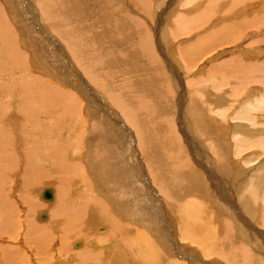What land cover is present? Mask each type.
I'll use <instances>...</instances> for the list:
<instances>
[{
    "label": "rangeland",
    "instance_id": "1",
    "mask_svg": "<svg viewBox=\"0 0 264 264\" xmlns=\"http://www.w3.org/2000/svg\"><path fill=\"white\" fill-rule=\"evenodd\" d=\"M14 1H17V8L11 4H14ZM41 1L39 4L36 0H0V9L8 20L10 19V31L13 33L10 39L11 46L7 45L9 44L8 31L6 29L3 32L0 28L2 31L0 32V135L5 130L8 133V139L11 137L13 144L18 146L15 149L12 148L17 150V157L14 154L10 157L8 153L12 150L5 149V145L0 146V192L2 191L0 200L3 208L13 211L12 216L17 215L14 219L18 220L20 225L26 224L27 207L22 203L24 201L22 197L26 198L30 205L39 204L40 208H33V213L28 216L29 226L30 230L36 229V226H42L44 230V232H36L42 236L39 243H34L36 245L26 242L22 233L23 226L19 227L20 230L18 229L11 238L1 236L0 244L7 246L9 250H15L16 254L10 256L9 252L0 253V263L6 261L14 262V264H83V257L95 250L94 252L98 255L95 257L97 259L99 257L104 264H137V261L129 262L130 254L125 255L127 257L122 254L124 251L128 253L131 249L128 243L130 235H126L123 230L117 228L111 229L107 221L99 217L95 219L96 222L92 220L94 216L88 219L93 212L90 210L91 204L97 203L96 200H102L101 206L108 213L121 216L120 222L123 229L127 225L143 230L145 235L149 233L151 237L149 235L144 237L151 239L152 247L161 256L158 264H169L167 257L171 264H189L188 260L184 261L181 258L191 256L188 252L189 248L194 250V253L196 250L193 254H197L193 258L195 263L199 259H204L207 264H210L211 260H213L211 264H264V180L256 190L259 194L256 191L253 193V190L249 191L253 193L254 199L257 198L256 193L258 194L259 201L251 203L250 209L257 210L258 212H254L259 215L254 219L248 217L246 210L249 208L245 209L239 202L245 190L244 184L250 183L253 172H259L261 168H264V147L255 144L258 139L264 138V111H250L251 122L249 118L244 120L236 117L237 113H243L240 111L244 106L251 104L253 107L254 99L264 95V77L260 76V73H264V68L250 69L238 65L242 59V52L248 54L254 51L253 55H247L246 58H254L255 63L262 58V53L264 55V42L261 41L264 39V0ZM262 3L263 5H260ZM51 5L57 7L53 8ZM50 9L55 11L50 12ZM56 9L57 13H55ZM53 12L57 16L51 19ZM51 20L56 27L52 26ZM64 23L65 25L69 23L70 26L64 27ZM231 23L233 27H230ZM62 24L66 29L62 27ZM226 24L230 27L229 29ZM0 25L4 29L1 20ZM75 34L81 35V43H83L82 49L77 53L67 46L70 40H75ZM213 36L215 38L211 41ZM163 38L167 44L165 48L161 47L165 44ZM97 43L100 45L92 49L94 45H98ZM7 46L12 47V50L10 51ZM17 47L24 53L26 59L19 60L13 56V50L19 51ZM96 50L98 51L94 52ZM147 54L154 57L150 58ZM74 55L82 56L81 64L83 63L82 65H85L83 67H86L82 73L79 70L83 68L77 67L79 63H76ZM235 58L236 61H234ZM221 64L227 67H222ZM251 73L258 75L259 78H252ZM91 77L100 79L91 81ZM106 91L107 95L111 91L117 96L124 95L123 98L131 100L132 104L135 102L143 104V110L146 111L144 113L149 112V119L151 117L153 121L155 120V123L151 121L149 124H144L142 128L144 131H142L143 137H146L140 144L137 141L134 126L117 112L116 105L107 99ZM47 94H51L50 100L46 98ZM54 96L61 97L62 102H68L69 99L71 103L72 98L75 100L80 98L82 104L85 103L83 108L86 111L81 112L82 116L76 112L74 124L80 128L77 132L79 148L82 149V153H87L85 156L89 159L80 156L69 164L63 163L62 166L60 158L51 164L53 157L50 156L52 153H49V158L44 157L39 161L28 163V170L25 173L27 166L24 164V157L20 156L34 149L31 143L37 144L36 141L40 139L38 135L41 134L42 142L46 140L50 144L48 145L52 146L51 152L55 150L54 147L62 149L61 139H58L59 136L55 137L58 131L62 139L68 137L69 143L66 142V148L68 146L71 149L73 147L71 145L75 144L67 130L71 123L64 118L65 109H61V105L59 103L57 105L56 100H52ZM98 98L101 101L98 102ZM90 104L96 105L97 109L93 105L89 107ZM255 104L256 102L254 106ZM46 107H53L54 113L46 115L38 111L40 108L45 110ZM194 108L201 113L196 114L197 111ZM45 115L48 117L46 118ZM119 115L122 116L121 119H118ZM154 117H157L156 119L163 125L158 126ZM102 118L109 121L103 123ZM85 119H88V123L84 122ZM4 121L9 124H5ZM236 123L244 126L235 130L231 129V125H238ZM40 126L44 128L41 129V133L38 131ZM29 127L31 128L27 129ZM207 128H215L218 132L223 131L226 159L232 173L227 174L225 168L221 173L222 166L218 164L216 150L214 154H212L213 150L211 153L212 148L209 149L211 139L205 137V131H202ZM17 135H19L18 138ZM151 135L155 137L156 140L153 137L155 143L151 140ZM161 135H166V138L165 136L159 138ZM233 139L252 141V144L250 146L236 145L237 141ZM20 141L23 144L18 143ZM152 143H154L153 147H150ZM44 145L47 143L45 142ZM2 151L6 152L4 155L8 158H5ZM151 158L156 165L154 162L151 163L153 161ZM7 159L9 160L5 162L4 160ZM156 171H160L161 176L164 174L161 179L163 183L169 177L168 184L175 189V198L172 199L176 207L170 212L173 213L177 223L180 224L184 208L189 210L190 203L194 207L197 206L196 210L190 209L194 218L207 216L206 220L198 222L199 225L208 224V238H213V244L204 252L201 251L203 249L201 242H198L195 236L192 237L189 234V238L179 239L180 232L174 236L180 244L189 246L186 252H182V255L179 249H167V244L174 241L171 234L173 232L171 222L161 210L155 208L152 200L156 199L152 195L149 197L151 190L166 204L164 196L158 192L157 185L154 184ZM122 173L125 175L123 176ZM69 176L71 178L74 176L77 186L71 185L73 183L68 180ZM50 187L57 191H55L56 201L54 200L53 203L41 200L39 195L44 188ZM90 197L91 201L87 200ZM92 199L96 200L92 202ZM58 201L65 207L60 212H55L59 211L58 206L54 211L50 210ZM82 212L84 214L81 217ZM133 212L138 214L139 218L134 216ZM37 213H44L49 216V219L47 217L44 221L34 219ZM72 213L78 216L76 222L73 220L75 217ZM114 219L117 220L115 217ZM88 220L91 221L90 230L82 231L80 236L73 237L71 234L76 233V223L87 224ZM58 223L60 229L56 234L57 231L52 224ZM174 226L177 230V225ZM106 232H110L112 239L105 244L101 243V240H96L97 234ZM115 234L125 237L126 240L119 243L113 239ZM34 241H36L35 238ZM75 243L79 244L78 248H74ZM147 251L143 253V259L152 254L149 249ZM75 253L78 255L75 256ZM131 255L133 257L132 252ZM87 264H100V262L94 260Z\"/></svg>",
    "mask_w": 264,
    "mask_h": 264
},
{
    "label": "bare ground",
    "instance_id": "2",
    "mask_svg": "<svg viewBox=\"0 0 264 264\" xmlns=\"http://www.w3.org/2000/svg\"><path fill=\"white\" fill-rule=\"evenodd\" d=\"M34 1V0H33ZM50 1H52V0H50ZM220 1V0H219ZM223 1V0H222ZM228 1V0H227ZM36 2H38L39 4H41V0H36ZM44 2V1H43ZM46 2H47V0H46ZM56 2V1H55ZM54 2V3H55ZM63 2V1H62ZM263 2V1H262ZM57 3V2H56ZM70 3V2H69ZM259 3H261L260 1H259ZM259 3H257L258 5H259ZM14 7H18L17 6V1H14V4L13 3H11ZM48 5V4H47ZM47 5H46V7H47ZM57 5V4H56ZM260 5H263V3L262 4H260ZM45 6V5H44ZM52 7H53V5H51ZM58 6H59V3H58ZM216 6V5H215ZM219 6V5H218ZM48 7H49V5H48ZM51 7V8H52ZM57 6H54L53 8H56ZM259 7V6H258ZM264 7V6H263ZM211 8V7H210ZM225 8V7H224ZM259 10H260V8H258ZM51 10H53V9H50V12H51ZM64 10V9H63ZM211 9H209V11H210ZM262 10V9H261ZM263 10H264V8H263ZM4 11V10H3ZM53 11H55V9L53 10ZM214 11V10H213ZM58 11H57V9H56V12L55 13H57ZM61 12H63V11H61ZM211 12H212V10H211ZM219 12V11H218ZM43 13H45V12H43ZM55 13L53 12V16L51 17L50 16V18L52 19V18H54L55 16H57V15H55ZM67 13V12H66ZM207 13V12H206ZM46 14H47V12H46ZM212 14V13H211ZM210 14V15H211ZM50 15H51V13H50ZM207 15V14H206ZM1 16L3 17L2 19H1ZM60 17V16H59ZM62 17V16H61ZM204 17H206V16H204ZM46 18V17H45ZM212 18V17H211ZM47 19V18H46ZM55 19H57V18H55ZM59 19H61V18H59ZM59 19H57V20H59ZM220 19V18H219ZM0 20H1V23L3 24V26H4V29L2 28V26L0 25V28H1V30L3 31V32H5L6 31V29H7V31H8V43L9 44H7V45H10V39H11V36H13V33H12V31H10L11 29H10V23H9V21H10V19L8 20V18L4 15V13L1 11V9H0ZM49 20V19H48ZM79 20V19H78ZM217 20V19H216ZM52 21V26H55V25H53V20H51ZM64 22V21H63ZM62 22V23H63ZM79 22V21H78ZM214 22H215V20H214ZM59 23V22H58ZM54 24H55V21H54ZM59 25V24H58ZM67 25L68 26H70L69 25V23H67ZM67 25H65V23H64V27L66 26L67 27ZM244 26H248V24H243ZM243 25H240V26H243ZM76 26V25H75ZM226 26H227V24H226ZM43 27H44V25H43ZM56 27V26H55ZM62 27H63V24H62ZM62 27H60V28H62ZM63 27V28H64ZM73 27H74V25H73ZM223 27V26H222ZM228 27V26H227ZM230 27H233L232 26V23H231V26ZM230 27H228L227 29H229ZM59 28V29H60ZM44 29H45V27H44ZM64 29H66V28H64ZM69 29V28H68ZM76 29V28H75ZM81 29V28H80ZM69 30H71V29H69ZM74 30V29H73ZM2 31H0V32H2ZM228 31H230V30H228ZM72 32H74V31H72ZM229 33H231V32H229ZM4 35H6V34H4ZM69 36L71 35V34H68ZM67 35V37H69ZM76 35V34H75ZM46 36V35H45ZM6 37V36H5ZM4 37V38H5ZM6 37V38H7ZM64 37H66V36H64ZM63 37V38H64ZM111 37V36H110ZM215 37L213 36V37H211V41L214 39ZM94 39V38H93ZM0 40H1V38H0ZM163 40H164V45H161V47L162 48H165L166 46H167V44H166V41H165V39L163 38ZM53 41V40H52ZM55 41V40H54ZM53 41V42H54ZM210 41V42H211ZM234 41V40H233ZM236 41V40H235ZM4 42V41H3ZM7 42V41H6ZM60 42V41H59ZM93 42V41H92ZM19 43V42H18ZM61 43V42H60ZM93 44H94V42H93ZM98 45H94L93 47H92V49H94V47L96 48V46H99L100 44L99 43H97ZM144 44V43H143ZM142 44V45H143ZM223 44V43H222ZM222 44H220V45H222ZM25 45V44H24ZM23 45V46H24ZM59 45V44H58ZM218 45V44H217ZM224 45V44H223ZM5 46V45H4ZM11 46V45H10ZM60 46V45H59ZM67 46H69L68 48L69 49H71L74 53H77L78 51H80V49H82V46H83V43H81V35L79 34V35H76L75 36V40L74 41H72V40H70L69 41V43H67ZM87 46H88V44H87ZM92 46V45H91ZM144 46H145V44H144ZM148 46V45H147ZM146 46V47H147ZM151 46V45H150ZM8 47V46H7ZM6 47V48H7ZM58 47V46H57ZM143 47V46H142ZM152 47V46H151ZM151 47H149V48H151ZM9 48V47H8ZM60 48V47H59ZM90 48V47H89ZM155 48V47H154ZM169 48V47H168ZM216 48V47H215ZM17 49L19 50V51H17V50H13V56H15L16 57V59H19V60H23V59H26V56L24 55V53L20 50V48L19 47H17ZM91 49V51H93ZM143 49V48H142ZM9 50L11 51L12 50V47H10L9 48ZM65 50H66V48H65ZM169 50V49H168ZM196 50V49H195ZM9 51V52H10ZM98 50H96V51H94V52H97ZM148 51V50H147ZM159 51H160V49H159ZM164 51V50H163ZM83 52V51H82ZM94 52H92L93 54H94ZM160 52H162V51H160ZM165 52H167V51H165ZM12 53V52H11ZM66 53V52H65ZM91 53V52H90ZM91 53V54H92ZM152 53V52H151ZM4 54V53H3ZM73 54V53H72ZM72 54H71V58L73 57L72 56ZM159 54V53H158ZM168 54H169V52H168ZM167 54V55H168ZM246 54V53H245ZM244 54V55H245ZM62 55H63V53H62ZM66 55V54H65ZM148 55V54H147ZM152 55H154V53L152 54ZM152 55H148L150 58H152V57H154V56H152ZM4 56V55H3ZM75 56V59L77 60L76 61V63L78 62L79 64H77L78 66V68H80V67H82L83 69L81 70H79V71H81L80 73H82V71L86 68V67H83V66H85V65H82L81 64V60H83L79 55H74ZM94 56V55H93ZM92 56V57H93ZM217 56V55H216ZM64 57V56H63ZM66 57V59L68 60V62H69V59L67 58V56H65ZM88 57V56H87ZM87 57H85V58H87ZM89 57H91V56H89ZM94 58V57H93ZM92 58V59H93ZM241 58H242V56H241ZM154 59V58H153ZM14 60V59H13ZM85 60V59H84ZM89 60H91V58H89ZM88 60V61H89ZM94 60V59H93ZM101 59L99 58V61H100ZM160 61V60H159ZM245 61V60H244ZM232 62V61H231ZM84 63H86L85 61H84ZM90 63H93V62H90ZM99 63V62H98ZM102 63H104V62H102ZM152 63V62H151ZM226 63V62H225ZM64 64V63H63ZM73 64V63H72ZM75 64V63H74ZM89 64V63H88ZM223 64V63H222ZM222 64H221V66H222ZM97 65V64H96ZM100 64H98V66H99ZM239 65V64H238ZM238 65H236L235 64V66H238ZM72 66V65H71ZM74 66V65H73ZM80 66V67H79ZM223 66H225V68L227 67L226 65H223ZM222 66V67H223ZM241 66V65H240ZM76 67V68H77ZM65 68H66V66H65ZM88 68V67H87ZM241 68V67H240ZM240 68H239V70H240ZM244 68V67H243ZM242 68V69H243ZM59 69H60V67H59ZM69 69V68H68ZM224 69V68H223ZM52 70V69H51ZM70 70V69H69ZM75 70V69H74ZM90 70V69H89ZM101 70V69H100ZM219 70V69H218ZM61 71V70H60ZM78 71V72H79ZM157 71V70H156ZM68 72V71H67ZM72 72H73V70H72ZM85 72V71H84ZM65 73V72H64ZM68 73H70V71L68 72ZM86 73V72H85ZM245 73V72H244ZM79 74V73H78ZM147 74V73H146ZM76 75H77V73H76ZM92 75H94L93 73H92ZM91 75V76H92ZM102 76V75H101ZM77 77H78V75H77ZM174 77V76H173ZM81 78V77H80ZM178 78V77H177ZM97 79H100L99 77L98 78H96V77H91L90 78V80L91 81H98ZM102 79V78H101ZM104 79V78H103ZM80 81V80H79ZM81 81H83V79H81ZM101 81V80H100ZM99 81V82H100ZM105 82V81H104ZM101 84H103V83H101ZM47 85V84H46ZM192 85V84H191ZM96 87H97V85H95ZM82 87H83V85H82ZM94 87V86H93ZM84 88V87H83ZM82 88V89H83ZM100 88V87H99ZM106 88V87H105ZM42 89H43V87H42ZM45 89V88H44ZM87 89V88H86ZM88 89H90L89 87H88ZM93 89V88H92ZM91 89V90H92ZM101 89V88H100ZM113 89V88H112ZM102 90H104V89H102ZM165 90V89H164ZM78 91V90H77ZM82 91V90H81ZM93 91V90H92ZM98 91V90H97ZM197 91V90H196ZM263 91V90H262ZM52 92V91H51ZM50 92V93H51ZM60 92V91H59ZM63 92V91H62ZM84 92V91H83ZM110 92V91H109ZM123 92H125V91H123ZM194 92V91H193ZM35 93V92H34ZM49 93V92H48ZM61 93V92H60ZM66 93V92H65ZM68 93V92H67ZM88 93V92H87ZM94 93V92H93ZM106 93V97H107V99H110L115 105H116V107H117V112L118 113H121L122 114V116H123V118L125 119V120H127L132 126H134L133 128H134V131L136 132V136H137V141L139 142V144L142 142V139L143 138H145V137H143L144 136V134H143V129L142 128H144L143 126H144V124L145 123H148L149 124V122H151V121H153L152 119H151V117H150V119H149V112H147V113H144V112H146V111H144L143 109H144V106H143V104H139V103H134V104H132L131 103V100H125L124 98H123V96L121 97V96H117L116 94H114L112 91H111V93L109 94V95H107V91L105 92ZM120 94L122 93V91L121 92H119ZM81 94V93H80ZM84 94H86V93H84ZM95 94V93H94ZM100 95H102L101 93H99ZM251 94V93H250ZM262 94V93H261ZM15 95V94H14ZM14 95H13V97H14ZM62 95V94H61ZM68 95H69V93H68ZM43 96V95H42ZM51 94H47V96H46V98H48V100H50L51 99ZM59 96V95H58ZM91 96H93V95H91ZM95 96V95H94ZM109 96V97H108ZM112 96V97H111ZM55 97V96H54ZM70 97V96H69ZM81 97V96H80ZM86 97V96H85ZM111 97V98H110ZM260 97V96H259ZM16 98V97H15ZM45 98V99H46ZM53 98V97H52ZM120 98V99H119ZM38 99V98H37ZM89 99V98H88ZM52 100H56V104L57 105H61V109H65V111H63L64 112V115H65V119H67L68 120V122H70L69 124H70V127L67 129L68 130V132H69V135L72 137V141L75 143V144H73V145H71V146H73L71 149H69L68 148V146H67V148H66V142L68 141V137H66V138H61L60 136H61V134H60V132L58 131V133H55L56 134V136L55 137H57V136H59V138L58 139H61V142H62V149H60V148H55L54 147V145H53V147H54V149L55 150H53L52 152H51V147L52 146H49L50 144L48 143V141H46V140H43L44 142H42V140H40L41 139V134H40V136L38 135V137L40 138L39 139V141H36V140H38V138L36 137V143L39 145H34L33 143L34 142H32L31 143V146H32V148H34V149H32L31 151H29L28 153L27 152H25L24 153V155L23 156H20V157H24V164H25V166H27V168L25 169V173L27 172V170H28V163H31V161H39V159H41V158H49V153H52L50 156L51 157H53L52 158V162H50L51 164L54 162V161H56V159L58 158H60L61 159V161H62V166H63V163H66V164H69V162L70 161H72L73 159H76V158H79L80 156H84V157H86V158H88L89 159V157L88 156H85V155H87V153L86 152H83L82 153V149L81 148H79V143H78V140H77V132L80 130V128L78 127V126H76V124H74V117H75V115H76V112L79 114V115H81L82 113L81 112H83V111H86L85 110V108H83V105L85 104H82L83 102H82V100L80 99V98H76V100L74 99V98H72V102L70 103V101H69V99H68V102L66 101V102H62V99H61V97H55L54 99H52ZM81 100V101H80ZM94 101H95V99H93ZM255 101L254 102H256V104H255V106H254V102H252L253 103V107H252V105L250 104H247V106H244V108L240 111V112H243V113H237V115H236V117L237 118H242V119H248L249 118V121H250V111H254V110H258V111H264V95H261V97L260 98H258V99H254ZM20 101V100H19ZM35 101V100H34ZM59 101V102H58ZM89 101V100H88ZM87 101V102H88ZM90 101H91V97H90ZM89 101V102H90ZM93 101V102H94ZM99 101H101V99H99L98 98V102ZM105 101V100H104ZM103 101V102H104ZM125 101V102H124ZM33 102V101H32ZM39 102V101H38ZM86 102V103H87ZM204 102V101H203ZM203 102H201V103H203ZM219 102V101H218ZM24 103V102H23ZM46 103H48V102H46ZM50 103V102H49ZM59 103V104H58ZM67 105H66V104ZM249 103H250V101H249ZM103 104V103H102ZM219 104H221V102H219ZM25 105H27V104H25ZM49 105V104H48ZM48 105H46L45 104V106H48ZM57 105H56V107H57ZM93 104H90L89 105V107H91ZM101 105V104H100ZM105 105V104H104ZM107 105H109V104H107ZM193 105V104H192ZM50 106V105H49ZM93 106H96V105H93ZM171 106V105H170ZM169 106V107H170ZM1 107V106H0ZM34 107H35V105H34ZM41 107V106H40ZM44 107V106H43ZM88 107V106H87ZM102 107H104V106H102ZM107 107V106H106ZM112 107V106H111ZM115 107V108H116ZM190 107V106H189ZM45 108V107H44ZM96 109H97V106L95 107ZM149 108V107H148ZM27 109H28V107H27ZM26 109V110H27ZM42 108H40L38 111H40V113L42 114V112H43V114H46V115H52L53 113H54V111H55V109L53 108V107H46V109L45 110H41ZM103 109H105V108H103ZM102 109V110H103ZM113 109V108H112ZM195 109V108H194ZM15 110V109H14ZM30 111H31V108L29 109ZM92 110H93V108H92ZM109 110H111V108H109ZM147 110V109H146ZM196 110V109H195ZM29 111V113H31ZM48 111H51V112H48ZM94 111V110H93ZM107 111V110H106ZM197 112H195L196 114H198V113H201V112H199L198 110H196ZM109 112V111H108ZM108 112H106V113H108ZM27 113V112H26ZM34 113V112H33ZM39 113V112H38ZM61 113V112H60ZM97 113V112H96ZM101 113V112H100ZM103 113H104V111H103ZM98 114V113H97ZM193 114V113H192ZM33 115V114H32ZM35 115H36V113H35ZM46 115H45V117H46ZM190 115V114H189ZM1 116V115H0ZM37 116V115H36ZM35 116V117H36ZM39 116H41V115H39ZM38 116V117H39ZM63 116V115H62ZM82 116V115H81ZM121 115H119L118 116V119H121V117H122ZM152 116V115H151ZM250 116V117H249ZM44 117V118H45ZM48 117V116H47ZM46 117V118H47ZM103 117V116H102ZM104 117H107V116H104ZM235 117V118H236ZM42 118V117H41ZM45 118V119H46ZM109 118V117H108ZM155 118V117H154ZM157 118V117H156ZM155 118V119H156ZM198 118V117H197ZM235 118H233L234 120H235ZM252 118V117H251ZM34 119V118H33ZM55 119V118H54ZM57 119H59L58 118V116H57ZM62 119V118H61ZM254 119V118H253ZM15 120V119H14ZM37 120H38V118H37ZM86 120H87V122H86ZM90 120V119H89ZM102 120H103V123H106L107 121H109L108 119H106V118H102ZM116 120H117V118H116ZM157 120V119H156ZM236 120H238V119H236ZM241 120V119H240ZM9 121V120H8ZM12 121V120H11ZM17 121V120H16ZM54 121V120H53ZM119 121V120H118ZM246 121H248V120H246ZM253 121V120H252ZM5 122V121H4ZM64 122V121H63ZM66 122V121H65ZM84 122L85 123H88V119H85L84 120ZM121 122H123V121H121ZM154 123H155V120L153 121ZM236 122V121H235ZM251 122V121H250ZM250 122H249V124H250ZM255 122V121H254ZM8 122H5V124H7ZM12 123V122H11ZM58 123V122H57ZM119 124H120V121L118 122ZM153 123V124H154ZM246 123V122H245ZM9 124V123H8ZM37 124V123H36ZM43 124H45V123H43ZM46 124H47V122H46ZM56 124V123H55ZM63 124V123H62ZM92 124V123H91ZM156 124H158V126H160V125H163L162 123H159V121L157 120V123ZM235 124V123H234ZM236 124H238V123H236ZM33 125H35V124H33ZM33 125H31V126H33ZM57 125H59V124H57ZM56 125V126H57ZM36 126V125H35ZM34 126V127H35ZM37 126H38V124H37ZM47 126V125H46ZM45 126V127H46ZM90 126V125H89ZM95 126V125H94ZM97 126V125H96ZM104 126V125H103ZM156 126V125H155ZM157 126V127H158ZM244 125H242V124H238V125H231V129H233V130H235V129H237L238 127H243ZM252 126V125H251ZM4 127H6V125L4 126ZM14 127V126H13ZM65 127V126H64ZM66 127H67V124H66ZM121 127V126H120ZM246 127V126H245ZM15 128V127H14ZM17 128V127H16ZM31 127H29V128H27V129H30ZM58 128H59V126H58ZM107 128V127H106ZM115 128V127H114ZM160 128V127H159ZM158 128V129H159ZM4 129V128H3ZM6 129H7V127H6ZM41 129H44L43 128V126H40V130L38 129V131L41 133ZM108 129V131H110L109 130V128H107ZM106 129V130H107ZM111 129V128H110ZM122 129H124V128H122ZM168 129V128H167ZM239 129V128H238ZM36 130H37V128H36ZM66 130V131H67ZM93 130V129H92ZM143 130V131H142ZM154 130H155V128H154ZM0 131H1V129H0ZM8 131H10V130H8ZM14 131V130H13ZM28 131V130H27ZM61 131V130H60ZM94 131H97L96 129H94ZM107 131V132H108ZM124 131V130H123ZM202 131L204 132L205 131V133L204 134H206L205 135V137H207V138H209V139H211V141H210V143H209V145H210V148L209 149H211V153H212V150H213V153L212 154H214V152H215V150H216V155H217V157H218V159H217V161H218V164H220L222 167H220L221 168V171H222V169L223 168H225L226 169V173L227 174H230V173H232L231 171H232V169H229L228 168V162H227V159H226V152H225V149H224V147H225V144H224V133H223V131H220V132H218L217 131V129H209V128H207V129H205V130H203L202 129ZM62 132V131H61ZM65 132V131H64ZM63 132V133H64ZM72 132H75V134H72ZM103 132V131H102ZM120 132V131H119ZM126 132V131H125ZM165 132V131H164ZM236 132V131H235ZM242 132V131H241ZM2 134L0 135V136H2V137H0L1 139V145L0 146H3V145H5V149L6 148H8V149H11L12 151L10 152V153H8V155L10 156V157H12L13 156V154L17 157V150H13V149H15V148H17L18 146L17 145H14L13 144V140H11V137L8 139V133L4 130V132L2 131L1 132ZM13 133V132H12ZM19 133V132H18ZM36 133H38L37 131H36ZM35 133V134H36ZM116 133V132H115ZM127 133V132H126ZM250 133V132H249ZM14 134V133H13ZM31 134V133H30ZM52 134V133H51ZM110 134V133H109ZM108 134V135H109ZM163 134V133H162ZM170 134V133H169ZM241 133H239V135H240ZM243 134V133H242ZM254 134V133H253ZM258 134V133H257ZM16 135V134H15ZM44 135V134H43ZM62 135H64V134H62ZM66 135V134H65ZM68 135V134H67ZM75 135H76V137H75ZM107 135V134H106ZM113 135V134H112ZM156 135H158V133L156 134ZM159 135H160V133H159ZM238 135V136H239ZM244 135V134H243ZM251 135V134H250ZM18 136L19 135H17V138H18ZM30 136V135H29ZM154 136H155V134H154ZM153 136V137H154ZM165 136V138H166V135H161L159 138H161V137H164ZM28 137V136H27ZM109 137V136H108ZM151 138V140H153V137H152V135L150 136ZM158 136H156V138H157ZM237 136H235V138H236ZM241 137H242V135H241ZM249 137V136H248ZM16 138V139H17ZM51 138H52V136H51ZM158 138V139H159ZM164 138V139H165ZM244 138V137H243ZM53 139H55V138H53ZM154 139H155V137H154ZM157 139V140H158ZM216 139H217V141H216ZM237 139V138H236ZM236 139H233V141L234 140H236ZM247 139H249V138H247ZM254 139V138H253ZM8 140H10V141H8ZM26 140V139H25ZM51 140V139H50ZM114 140V139H113ZM151 140H150V142H151ZM156 140V139H155ZM155 140H153L154 141V143H155ZM17 141V140H16ZM24 141V140H23ZM27 141H29V140H27ZM33 141V140H32ZM152 141V142H153ZM237 141V142H236ZM235 142H236V145L237 144H247V145H251L252 144V141L251 142H249V141H240V139L239 140H236ZM45 142L47 143V145H44L45 144ZM157 142V141H156ZM159 142V141H158ZM217 142V143H216ZM235 142H234V144H235ZM18 143H22L23 144V142H18ZM17 143V144H18ZM29 143H30V141H29ZM67 143H69V142H67ZM71 143V142H70ZM154 143H152V145H149L150 147L152 146L153 147V144ZM260 144L261 146H263L264 147V138H262V139H258V141H256L255 142V144ZM49 144V145H48ZM143 144V143H142ZM144 144H145V142H144ZM143 144V145H144ZM151 144V143H150ZM257 144H256V146H257ZM19 145V144H18ZM21 145V144H20ZM120 145V144H119ZM133 145V144H132ZM239 145V146H240ZM144 146H146V145H144ZM148 146V145H147ZM146 146V147H147ZM253 146V145H252ZM41 149H40V148ZM59 147V146H58ZM133 147H134V145H133ZM142 147V146H141ZM253 147H255V145L253 146ZM13 148V149H12ZM237 148V147H236ZM262 148V147H261ZM1 149H3V148H1ZM143 149V148H142ZM147 149V148H146ZM18 150H19V148H18ZM88 150V149H87ZM124 150V149H123ZM127 150V149H126ZM125 150V151H126ZM237 150V149H236ZM5 151H7V150H5ZM21 151V150H20ZM219 153H218V152ZM21 152H23V151H21ZM143 152V151H142ZM141 152V153H142ZM156 152H158V151H156ZM2 153H3V155L4 154H6V152H3L2 151ZM144 154H145V152H143ZM143 153H142V155H143ZM153 153V152H152ZM21 154V153H20ZM155 154V153H154ZM90 155V154H89ZM150 155V154H149ZM157 155V154H156ZM5 156V158H8V157H6L7 155H4ZM14 156V157H15ZM147 156V155H146ZM159 156H161V154L159 155ZM1 157V156H0ZM9 157V158H10ZM19 157V156H18ZM91 157V156H90ZM150 157V156H149ZM154 157V156H153ZM36 158V159H35ZM155 158V157H154ZM157 158V157H156ZM158 158H160V157H158ZM157 158V159H158ZM225 158V159H224ZM57 159V160H58ZM87 159V160H88ZM148 159V158H147ZM152 160H153V158H151ZM214 159V158H213ZM9 159H7V160H4L5 162L6 161H8ZM145 160V159H144ZM215 160V159H214ZM47 161V160H46ZM85 161H86V159H85ZM88 161H90V160H88ZM88 161H87V163H88ZM4 162V163H5ZM23 162V161H22ZM22 162H21V165H22ZM49 162V161H48ZM91 162V161H90ZM148 162V161H147ZM154 162V160L151 162V163H153ZM45 163V162H44ZM150 163V164H151ZM149 164V163H148ZM154 164L156 165V163L154 162ZM158 164H159V161H158ZM52 166V165H51ZM50 166V167H51ZM65 166V165H64ZM67 166V165H66ZM159 166H161L160 164H159ZM158 166V167H159ZM229 166H231V165H229ZM20 168H21V166H20ZM19 168V169H20ZM87 168V167H86ZM100 168H102V167H100ZM150 168V167H149ZM151 168H152V166H151ZM150 168V169H151ZM154 168V167H153ZM156 169V168H155ZM158 169V168H157ZM96 170H98V169H96ZM160 170H161V168H160ZM63 171V170H62ZM61 171V172H62ZM64 171H67L68 172V170H65L64 169ZM88 171V170H87ZM93 171V170H92ZM152 171V170H151ZM57 172V171H56ZM55 172V173H56ZM166 172H167V170H166ZM54 173V172H53ZM69 173V172H68ZM169 173V172H168ZM167 173V174H168ZM221 173H223V171L221 172ZM2 174V173H1ZM114 174V173H113ZM161 173H160V171H156V173L154 172V184L155 185H157L156 187L158 188V192L160 193V194H162L163 196H164V201L166 202V204H164L163 203V201L161 200V199H159V197H157L153 192H151V190L149 191V194H150V196L149 197H151V195L156 199V200H152V202H153V204H154V206H155V208H157L158 210H161V212H163L164 214H165V216H167V219H168V221H170L171 222V228H172V231L173 232H171V234H172V240H174L171 244L170 243H168L167 245V249L168 250H173L174 248H176V249H179V251L182 253H185L186 252V250L188 249L187 247H189V246H184V245H182V244H180L179 242L180 241H178L177 240V238H175V236L178 234V232H180V238L179 239H181V238H189V234H191L192 235V237H194L195 236V238L197 239V240H199L198 242H201L200 244H201V246H203V249L201 250L202 252H204L206 249H208V247H210L212 244H213V238H208V233H207V227H208V224H201V225H199L198 224V222H201V221H203V220H206V217L207 216H199V217H193V213H192V211L190 210V209H192V210H196L197 209V206H192L191 205V203H190V205H188L190 208H189V210L187 209V208H184V211H183V214H182V216H181V221H180V224L179 223H177V221L175 220V217L173 216V213H171L170 211L172 210V209H174L176 206H175V204H173V199L172 198H175V189H173V188H171L170 187V185L168 184V182H169V177H167L166 179H165V182L163 183V182H161V179H162V176L164 175V174H162V176L160 175ZM166 174V176H169V175H167ZM122 175H123V173H122ZM125 175V174H124ZM123 175V176H124ZM160 175V176H159ZM100 176V175H99ZM120 176V175H119ZM73 178H71L70 176L68 177L69 179V181L71 182V183H73V184H71V185H75V183H76V181H75V179H74V176H72ZM116 177V176H115ZM121 177V176H120ZM119 177V178H120ZM126 177V176H125ZM101 178V177H100ZM264 180V168H261L260 170H259V172H257V171H255V172H253V174L250 176V180H249V184H244V193H243V196L241 197L242 198V200H240L239 202L242 204V205H244V207H245V209L246 208H249V209H247L246 210V214H247V216L248 217H250V218H252V219H254V217L255 216H257V215H259V214H255V212L257 211H253V210H251L250 209V204L251 203H253L254 201H257L259 198H258V194H259V192H257L256 190L258 189V187L260 186V185H262V181ZM73 181V182H72ZM88 181V180H87ZM120 181V180H119ZM122 181V180H121ZM128 181V180H127ZM122 182H124V181H122ZM121 182V183H122ZM242 182V181H241ZM110 183H112V182H110ZM109 183V185H111ZM227 183V182H226ZM172 184H174V183H172ZM196 184V183H195ZM199 184V183H198ZM0 185H1V180H0ZM29 185V184H28ZM77 185H78V183H77ZM77 185H75V186H77ZM114 185V184H113ZM153 185V184H152ZM193 185V184H192ZM154 186V185H153ZM15 187H16V185H15ZM117 187V186H116ZM147 188H148V186H146ZM151 187V189H152V186H150ZM199 187V186H198ZM253 187V188H252ZM1 188V187H0ZM78 188V187H77ZM99 188V187H98ZM108 188H110L109 186H108ZM113 188V187H112ZM197 188V187H196ZM219 188V187H218ZM45 189H48V190H50L51 191V193H52V198L50 199V200H45L43 197H42V194L40 193L39 195H41V200H43V201H45V202H47V203H53V201L55 200L56 201V199H55V194H56V190H54L52 187H50V188H44L43 190H42V193H43V191L45 190ZM78 189H80V188H78ZM97 189V188H96ZM150 189V188H149ZM221 189H222V187H221ZM98 190V189H97ZM130 190V189H129ZM188 190V189H187ZM195 190V189H194ZM197 190V189H196ZM201 190V189H200ZM250 190H253V193L256 191L257 193H256V195H257V198H256V195L254 196L256 199H254L253 198V193L251 194L249 191ZM9 191V190H8ZM56 191V192H55ZM76 191V190H75ZM79 191V190H78ZM190 191V190H189ZM2 192V191H1ZM1 192H0V195H1ZM68 192V191H67ZM77 192V191H76ZM177 192V191H176ZM243 192V191H242ZM8 193V192H7ZM189 193V192H188ZM225 193V192H224ZM58 194V193H57ZM75 194V193H74ZM78 194H79V192H78ZM263 194H264V189H263ZM216 195V194H215ZM241 195H242V193H241ZM241 195H239V196H241ZM77 196V195H76ZM84 196V195H83ZM21 197V196H20ZM262 197V196H261ZM57 198V197H56ZM61 198V197H60ZM180 198V197H179ZM219 198V197H218ZM22 199L24 200V201H22V203L27 207V209H26V214H25V218H26V224H22V225H20V223L18 222V220H15L14 219V217H17V215H13L12 216V214L11 213H13V211L10 209V211H12V212H10V211H8L7 210V208H3V206H2V202H1V200H0V207H1V209H0V237L1 236H8L9 238H11L13 235H15L14 233L16 232V231H18V229L20 230V228L19 227H21L22 228V226H23V234H24V239L26 240V242H28V243H30L31 245L33 244V245H36V244H34V243H39L40 242V240H41V238H42V236L41 235H38V234H36V232H40V231H43L44 232V230L42 229V226H36V229H31L30 230V226H29V220H28V216H29V214L31 215L32 213H33V208H40V206H38L39 204H37V205H35V206H33V205H30L29 204V202H28V200H26V198H23L22 197ZM59 199V198H58ZM66 199V198H65ZM82 199H83V197H82ZM91 199V197L90 198H87V200H90ZM93 200L94 199H92V202H93ZM96 200V199H95ZM94 200V201H95ZM91 201V200H90ZM97 201V203H92L91 205H92V208L90 209L91 211H93L92 213H90V216H88V219L90 218V217H93V221L94 222H96L95 221V219L97 218V217H99L101 220L103 219V220H105V221H107V225L111 228V229H114V228H117V229H119V230H123V232L126 234V235H130V237H129V239H128V243H129V245H131L130 247H131V249H130V251L127 253V251H124L122 254L125 256V255H129L130 254V259H129V262H131V260L132 261H135V263H136V261H137V264H158V261L160 260V255H158L159 253H157L156 251V249H154L153 247H152V242H151V239H148V238H146V237H144V236H147V235H149V233L147 234V235H145L144 234V232H143V230H140V229H135L134 227L132 228V227H130V226H125V228L123 229L122 228V226H121V222H120V220L122 219V218H120L121 216H116L115 214H113V213H111V212H109L108 213V211H106L102 206H101V204H102V200H96ZM236 201V200H235ZM259 201V200H258ZM60 201H58L57 202V204L54 206V208H52L51 207V209L50 210H52V211H54L55 210V208L58 206L59 207V211L57 210V211H55V212H60V210H62V208L63 207H65L64 205H60ZM64 203H65V200H64ZM72 203V202H71ZM187 203H189V202H187ZM214 203V202H213ZM220 203V202H219ZM33 204H35V203H33ZM108 204V203H107ZM41 205V204H40ZM109 205V204H108ZM194 205V204H193ZM198 205H200L199 203H198ZM223 205H224V203H223ZM42 206V205H41ZM68 206V205H67ZM124 206V205H123ZM232 206V205H231ZM218 207H220V206H218ZM238 207V206H237ZM236 207V208H237ZM46 208V207H45ZM168 210H166V209ZM216 208V207H215ZM241 208H242V206H241ZM220 209V208H219ZM88 210H89V208H88ZM155 210V209H154ZM48 211H49V209H48ZM242 211V210H241ZM244 211V210H243ZM242 211V212H243ZM258 212V211H257ZM239 213V212H238ZM263 213V212H262ZM81 214V213H80ZM84 214V212H82V214H81V217H82V215ZM118 214V213H117ZM132 214H134V216H137L138 218H139V215L138 214H136V213H132ZM163 214V215H164ZM72 215L75 217L73 220L76 222V220H78V216H77V214L76 215H74V213H72ZM162 215V214H161ZM162 215V216H163ZM216 215V214H215ZM219 215V214H218ZM243 215V214H242ZM36 217L34 218V219H37V220H39V221H44L45 219H46V217L49 219V216L48 215H46V214H44V213H37L36 215H35ZM160 216V215H159ZM220 216H221V213H220ZM223 216V215H222ZM114 217L117 219V220H115L114 219ZM216 217V216H215ZM162 218V217H161ZM166 218V217H165ZM226 218V217H225ZM249 218V219H250ZM2 221H5V222H2ZM141 221H143V220H141ZM175 221H176V224H175ZM88 223L86 224V223H76V225L75 226H77V229L75 230V232L76 233H74V234H71V235H73V237H76L77 235H79L80 236V233L83 231H88V230H90V224H91V221H87ZM93 222V223H94ZM90 223V224H89ZM142 223V222H141ZM169 223V222H168ZM96 224V223H95ZM59 223L58 224H52V226H53V228L54 229H56V231H57V233L56 234H58V229H60L59 228ZM174 225H177V230H176V228H175V226ZM16 226L18 227V228H16ZM99 226V225H98ZM43 227H45V226H43ZM58 227V228H57ZM95 228V227H94ZM157 228V227H156ZM11 229H13V230H11ZM52 230V229H51ZM181 230H182V232H181ZM55 231V230H54ZM155 231H157V229L155 230ZM168 231V230H167ZM171 231V230H170ZM95 233V232H94ZM162 233V232H161ZM82 234V233H81ZM84 234V233H83ZM17 235V234H16ZM22 235V234H21ZM175 235V236H174ZM83 236V235H82ZM88 236V235H87ZM17 236H15V238H16ZM97 238H96V240H101V243L103 242L104 244L107 242V241H109L110 239H112L111 238V235H110V232H106V233H102V234H97V236H96ZM149 237H151L150 235H149ZM34 238H35V240L36 241H34ZM95 238V237H94ZM166 238V237H165ZM164 238V239H165ZM6 239V238H5ZM8 239V238H7ZM17 239V238H16ZM15 239V240H16ZM28 239H30V240H28ZM113 239H115L116 241H118L119 243H122V242H124L126 239H125V237H123V236H119V235H117V234H115V238H113ZM163 239V238H162ZM163 239V240H164ZM11 239H9V241H10ZM166 240V239H165ZM169 241V240H168ZM198 242H196V243H198ZM27 244V243H26ZM30 244H28V245H30ZM199 244V245H200ZM144 246L146 247V248H144ZM79 247V244L78 243H75V245H74V248H78ZM147 249H149L150 250V252H152V254L151 255H149L146 259H143V253L144 252H148L147 251ZM175 250V249H174ZM95 251V250H94ZM88 252L84 257H83V260H82V263L83 264H87V263H89V262H92V261H94V260H97L98 262H100V264H104L103 262H102V260L101 259H99V257H98V259L95 257V256H98L97 255V253L96 252ZM3 252H9V254H10V256H14L15 254H16V251L15 250H13V249H11V250H9V248H7V246H4L2 243L0 244V253H3ZM131 252H132V254H133V257H132V255H131ZM188 252H189V254L191 255L189 258H187V257H181L182 258V260H188V262H189V264H207L206 262H205V260L204 259H199V257H198V259H199V261L198 262H194L193 261V258H195L196 256H197V254L196 255H193V254H195L196 253V250H195V253H194V250H192V249H188ZM183 253H182V255H183ZM75 256H77L78 254L77 253H75L74 254ZM168 255V254H167ZM179 255H181V254H179ZM127 256H125V257H127ZM135 257V258H134ZM28 258V257H27ZM119 258V257H118ZM122 258V257H121ZM212 259H214L213 257H211ZM125 259V258H124ZM24 260H25V262L27 263V261H26V258H24ZM28 260V259H27ZM180 260V259H179ZM208 260H209V258H208ZM207 260V262H209ZM215 260V259H214ZM218 260V259H217ZM12 261H14V260H12ZM211 261H213V260H211ZM211 261L209 262L210 264H211ZM218 261H220V260H218ZM167 262L169 263V264H171V262H169V259H168V257H167ZM2 264H14V262H12V263H9V262H6V261H3V262H1ZM0 263V264H1ZM213 263V262H212ZM111 264V263H110ZM173 264H175V263H173Z\"/></svg>",
    "mask_w": 264,
    "mask_h": 264
},
{
    "label": "crops",
    "instance_id": "3",
    "mask_svg": "<svg viewBox=\"0 0 264 264\" xmlns=\"http://www.w3.org/2000/svg\"><path fill=\"white\" fill-rule=\"evenodd\" d=\"M261 41L264 42V39L261 40ZM257 51H259V50H257ZM253 52L254 51H250L248 54L247 53L245 54L244 52H242L241 56H244V57H242V59L238 62L239 65H241L244 68H250V69H255V68L261 69V68H264V55H263V53L261 55L262 58L260 60H257V63H255L254 58H246L247 55H253ZM234 61H236V58H235ZM251 74H252V78H255V79L259 78L258 75L254 74V73H251ZM260 74H261L260 75L261 77H264V73H260Z\"/></svg>",
    "mask_w": 264,
    "mask_h": 264
},
{
    "label": "water",
    "instance_id": "4",
    "mask_svg": "<svg viewBox=\"0 0 264 264\" xmlns=\"http://www.w3.org/2000/svg\"><path fill=\"white\" fill-rule=\"evenodd\" d=\"M42 197L45 199V200H50L52 198V193L50 190L48 189H45L42 193Z\"/></svg>",
    "mask_w": 264,
    "mask_h": 264
}]
</instances>
